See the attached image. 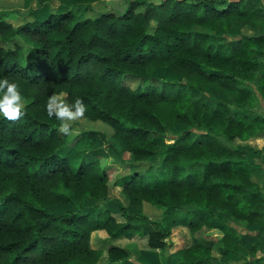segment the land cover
<instances>
[{"label": "trees", "instance_id": "16d2710c", "mask_svg": "<svg viewBox=\"0 0 264 264\" xmlns=\"http://www.w3.org/2000/svg\"><path fill=\"white\" fill-rule=\"evenodd\" d=\"M73 3L87 11L92 0ZM25 40L35 44L26 60ZM159 70L171 78L155 77ZM0 79L26 101L16 119L0 114V264H97L104 254L107 264H150L113 240L159 224L148 245L164 252L168 211L188 235L176 264H264L260 245L240 233L264 224V165L235 144L264 136V115L211 95L264 99V8L254 0H129L123 12L79 21L71 11L19 26L0 20ZM52 96L69 107L82 100L91 146L101 135L135 161L160 156L166 178L152 183L125 165L114 186L127 204L119 214L103 208L110 172L98 158L74 167L63 154L71 129L48 115ZM195 162L200 169L186 172ZM213 215L227 230L205 243L196 233Z\"/></svg>", "mask_w": 264, "mask_h": 264}, {"label": "rangeland", "instance_id": "374dc122", "mask_svg": "<svg viewBox=\"0 0 264 264\" xmlns=\"http://www.w3.org/2000/svg\"><path fill=\"white\" fill-rule=\"evenodd\" d=\"M129 0H92L91 7L89 10H84L79 6L73 3V0H49L46 3H43L39 6H33L28 0H0V20L11 23L14 26L22 25L28 21L33 20H46L50 14L59 13V12H72L75 17V21L83 20L87 17H95L101 12L108 10L115 11H125L128 7ZM159 2L160 0H154ZM257 5L264 8V0H254ZM35 44L31 43L28 40H25V48L22 52V57L24 60L28 59L31 55V47ZM158 78H171L165 70H159L154 74ZM131 82L133 86L136 85V81ZM211 95L218 98L223 102H228L234 108L244 111L250 114H262L264 115V99H260L254 105H241L238 102L237 93H231L230 95H222L211 91ZM58 101L64 102V99L61 98ZM26 104V101L23 100V106ZM22 106V107H23ZM69 129H71V134L69 138V143L66 148L63 150V154H67L72 159L73 166L76 165L83 159L94 160L99 159L102 166L107 168L110 172V181H109V197L111 200L101 201L103 208H109L116 214L120 213L119 202L127 204L125 195L122 193L120 188L114 186V178L118 170L122 169L125 165H132V170L144 173L150 182H157L166 178L165 173L162 170L161 166V157L156 156L146 161H135L131 154L127 153L121 156L116 150L107 144L103 136H99L98 143L96 146H91L90 142L85 134V127L83 120L76 118L73 121L68 122ZM179 130L174 128V133L177 134ZM222 141L232 146L233 143L221 137ZM165 143L173 142V139L164 138ZM240 143L241 145L247 144L243 147L242 153L247 155L250 159L260 162L264 165V136L255 137L250 139L247 142L235 141V144ZM251 147V148H250ZM259 152V153H258ZM123 159V160H122ZM201 163H187L185 171H193L200 169ZM249 170L252 178L257 180L256 173L250 168L246 167ZM94 202L89 200L88 208L94 209ZM72 205H67L63 208H59L58 211H62L65 208H72ZM136 209V208H132ZM95 211V210H93ZM213 225L203 226L197 233V237L205 243H213L219 236H222L227 227L225 226L224 220L220 215H213ZM165 224L171 228V233L167 237V248L164 252L150 248L148 245L147 235L152 229V226L146 227V230L143 233L128 231L119 237L116 240V243L121 247L126 248L132 259H137L139 255L145 256L150 264H176L177 259L175 253L181 248L187 245L188 235L187 232L181 227H176L172 222V213L168 211L165 215ZM158 228V226H156ZM160 228V226H159ZM240 233L246 239L251 241V243H258L260 249L257 255H261L264 252V224L258 226L256 229L249 232L240 230ZM247 233V234H246ZM251 263L254 264V258H251ZM109 261L108 256L105 255L100 259L97 264H107Z\"/></svg>", "mask_w": 264, "mask_h": 264}, {"label": "clouds", "instance_id": "9594fccd", "mask_svg": "<svg viewBox=\"0 0 264 264\" xmlns=\"http://www.w3.org/2000/svg\"><path fill=\"white\" fill-rule=\"evenodd\" d=\"M22 106V96L16 83L9 82L7 79H0V114L9 120H14L23 115ZM84 111L85 106L79 98L71 107L62 101H58L56 96H52L47 104L48 115H55L56 119L60 121L59 130L61 132H67L69 129L68 122L81 117Z\"/></svg>", "mask_w": 264, "mask_h": 264}, {"label": "crops", "instance_id": "0c3cea01", "mask_svg": "<svg viewBox=\"0 0 264 264\" xmlns=\"http://www.w3.org/2000/svg\"><path fill=\"white\" fill-rule=\"evenodd\" d=\"M259 6H260V5H259ZM134 208H136V207H134ZM149 225L152 226V229H151V230H159V229H160V228H159V226H160L159 224H148L147 227H148ZM156 226H158V228H157ZM176 227H180V226H176ZM180 228H181V227H180ZM118 238H119V237H118ZM118 238H116V239L113 240V242H114L115 244H117V243H116V240H117ZM250 243H251V241H250ZM117 245H118V244H117ZM105 255H106V254H104L103 257H104Z\"/></svg>", "mask_w": 264, "mask_h": 264}]
</instances>
